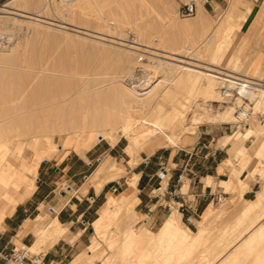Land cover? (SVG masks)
<instances>
[{"label": "rangeland", "instance_id": "1", "mask_svg": "<svg viewBox=\"0 0 264 264\" xmlns=\"http://www.w3.org/2000/svg\"><path fill=\"white\" fill-rule=\"evenodd\" d=\"M126 1L127 2H125V0H118V2H120V5H117L118 3H111L110 5H106L105 3L103 11L99 8H92L75 12V14H73L71 18H67L63 17L60 13H53L52 11H50V9L43 10L41 6L42 3H44V0H36V2L35 0H0V14L11 16H9L10 21H8L10 23L7 24L6 29L0 32V110L2 111L0 112V125L3 128V133L4 130H6V132L3 134L4 137L1 136L2 134L0 130V151H4L0 152V159L2 158L4 160L3 161L1 159L2 161L0 160V164L2 163V167H5L8 166L7 163L8 161H10L14 163L16 167H20L22 162L27 161L30 166H34L38 159V154L35 150L36 147L34 146V140L37 136L39 139L38 144L42 145V147L46 149V152H52V155L50 157L44 158L39 163L36 171L31 170L27 172L26 176L28 182L22 183L19 188L8 186L6 189V186H4L0 182V209L6 208V216L8 215L5 218L4 222L0 225V251L6 249L7 247H12L14 244L18 247L32 246L37 238V233L41 229L38 221H36V218L39 217L38 215L44 216V224L49 223L54 217L48 211L47 205L42 204L39 210H33L32 212H29L28 218H25L26 220H23L20 226L16 228V230H6L8 218L16 213V210L20 205L27 203V201L32 197L31 196L27 201L18 204L21 201V199H19V193L21 191H31L35 188L36 185L38 186V184H40L44 179L43 172L45 169L49 170V174L47 175L46 179H48L49 177L54 178L58 175L63 174L64 167L66 166V160L71 156L74 158L77 157L80 161H83L85 163L88 160H93L95 163L94 166L92 168H88L85 171L86 175L91 176L100 166L99 162L101 161L97 160V158L101 157V159H104L103 165L106 164V170L110 169V167L115 162L121 163L125 166L127 172H124L121 176L114 177V179L112 178L108 181L109 184H112L115 180L122 179L123 185L117 192H114L112 190V192H109L106 196L102 195L98 197L97 201L94 203V213L86 214V216L82 217L79 220H76L75 223L72 224L62 222V224L68 227V234L67 237L60 238V245L62 244L65 247H68V245L71 244L74 246V249L72 250L71 247V249L67 250L64 261H55L57 264H71V262L78 255L84 253V255L88 258V251H91L90 247L94 245V241L96 240L99 242V246L93 253V255L95 256V260L92 261V264H105V262L107 263L109 260L110 262L113 261L114 263L119 264V260H117L118 258L115 257L116 252L118 251L117 247L111 248V243H108L111 242L110 240L106 242L98 238H94L95 236L93 235L92 223L99 216L101 208L105 205L110 195L119 196L120 193L124 192V190L128 188L129 184L125 182V177L130 179L134 175V173L139 174V172L144 167L143 162H145L146 158H150L152 160V165L158 164L160 161H166L167 157H169L171 154H174L178 149L193 150L200 137L217 141V146L222 147V140L226 139L228 135H232L238 131H244L245 127L248 126L239 124L237 122L236 110L239 106L249 103V101H245L244 98L240 100L238 98L239 95L219 100L217 92L220 91L222 83H219L217 85V88L213 93L215 96L213 94L205 95L203 97L198 96L194 100L193 107L189 112L188 119L185 122L184 127H193L194 124H196L198 126L195 130L196 134L190 135L192 134V132H186L179 139H169L170 136L168 135V133L159 132L154 138V141L152 140L148 142L147 144H145V146H136L135 144H133V142H131V136L133 135L134 131L138 129L139 126L140 128H143L147 125L142 121L138 122V124H136V127H132L127 132H124L121 129H115L111 136L102 137L99 136L103 134V130L101 128L97 130L96 133L93 132L95 134L90 132V130H86L85 132H83L80 128L82 126L75 128L69 127L64 122L43 115V113L50 114L51 109L56 107L57 104L59 105V103L62 102V99H65L67 97H70V99L76 98L75 96L77 95V91L79 90L84 91V93L86 94L88 92L89 94H87V96H91L92 98L94 97L96 100H98V97L101 95H110L113 93L114 88L116 87V81L118 80L126 83L127 85H129V87H133L132 89H135L138 93H145L149 91L154 86V84H156L158 80H160V76L162 74H156L152 78V82H150L151 80H148L149 78L146 76L148 75V70H146L148 67H143V65L140 64L138 65L136 70L134 69L133 74L129 75V77L128 75H126L127 77H125V73H123V62L121 61L123 59L121 57L125 55L126 49L127 52L134 51V53H128L129 56H131V59L134 61H137L141 57L142 59H144L140 60L141 62L154 60L157 62L162 61L164 64H170L179 63L182 59H186L183 52L192 42L196 40L198 33L196 32V30H179L174 25L172 20L175 16L178 17L179 21L184 19H193L194 16L183 17L180 14L181 6L190 2V0ZM196 1L197 6L200 5V0ZM228 1L229 0H208L207 2H205V9L203 11L205 21H207L210 25H213L215 22H217L220 16H222L223 12L229 7ZM237 3H239V5H242V10L240 12L239 9L234 10L230 22L234 23L239 21L241 16L240 14L243 13V9L247 6L250 7L249 17L244 22L241 30H238V33L236 31L230 49L226 47L227 45H224L225 43H227L224 35L219 36V42L223 43L224 52L225 50H231L233 56L239 55L238 63L240 66L237 68L238 74L248 75L250 77L253 76L256 79H260V77L264 79V59L261 61L262 56L260 55L255 58V54L257 52H261L264 56V14L259 10L256 12L257 8L261 5V0H238ZM120 6H122L123 9L120 8ZM123 13L125 14V16L127 14L129 16H126L130 19L128 22H131L128 25V22H126L127 20H124L126 17L124 18ZM28 15H39V18L48 23H44L42 24V26L34 24L27 18ZM105 17H108L110 19L114 18V20H116V23L115 21H111L108 24ZM13 19L15 20V22ZM122 22L124 25L122 24ZM83 33L86 35H84ZM248 37L249 41H247ZM246 41L248 42L247 44ZM15 44H18L17 49L15 51H12L11 48ZM129 46L131 50L129 49L128 51ZM136 56H139L138 59ZM151 56L153 58H150ZM195 59H190L191 65H193V67H195L196 69L206 68V63H208L206 62L207 60L205 61V59L203 60L202 58ZM197 66H199L200 68ZM122 74L123 77H125L123 79L120 76ZM117 76L120 78H118ZM55 79H61L63 80V83L62 81H60L61 83H59V81H56L57 83H55L54 85L53 81H55ZM67 80L73 83L74 89L72 90L73 85L72 88H70L74 94L76 93L75 95L73 93L69 94V86L67 84H64V82L66 83ZM51 84H53L54 87ZM76 86L80 87L79 90L78 88H76L77 90L75 89ZM60 87L62 89H60ZM52 89L56 93H54ZM12 90H14L13 93L11 92ZM51 91L54 94H51ZM14 92H16V94ZM57 92H68V95L67 97L65 96V98H61L62 95L59 96V94L61 93ZM4 94L9 99H7ZM14 94L16 95V98L14 97ZM10 96L12 97L11 99ZM27 98L31 103L27 102ZM51 98L52 102H49L51 101ZM53 100L56 101V103ZM20 101L22 102V104H24L23 106H26L27 109L29 108L28 111L25 109V107L22 106ZM57 101L60 102L57 103ZM33 103L35 106L33 105ZM45 104H51L50 106L53 107H49V105L46 106ZM43 105L45 106V108H43ZM39 106H43L41 107L42 109H40ZM231 106H233V108L235 109L230 108ZM17 107L20 109H18ZM14 108L16 109V112L13 113ZM30 108H32V110L34 108V110L36 109L40 111H34L35 116H31V114L33 115V111L30 110ZM227 110H230L232 114L229 122H220L219 120H213L215 115L223 113ZM258 111H264L263 105H261ZM28 112L31 113L30 116L32 119L27 114ZM3 113L8 114V116L6 115V119ZM16 116L18 119L16 118ZM25 116L28 117L26 118ZM1 117L5 119L6 124L8 123V126L5 124V121H3ZM38 117L43 119H38ZM15 118L17 120H14ZM44 118L46 121L44 120ZM51 119L55 120L56 124L54 123L55 121H52V123ZM18 122L21 124H19ZM41 122L43 124H41ZM9 124H11V126ZM249 124L250 125L248 127H253L255 131L261 130V133L262 131H264V125L261 124L258 118L255 116L250 120ZM22 125H24L23 129L21 127ZM35 125L39 126L38 129ZM41 125H45V127H42ZM51 125L53 128H50ZM6 126L9 130L6 129ZM24 127H26L27 129ZM32 128V132H29L31 130L28 129ZM43 128H45L46 130H44ZM19 129H22V131ZM77 130L79 131L77 132ZM82 132L86 134H83ZM91 133L94 136V139H91ZM80 134L82 137H80ZM261 135L262 134L257 135V132H255L254 136L248 140L241 141L240 138L238 144L235 147L239 148L240 146L237 147L238 145H245L248 148V150L246 151L250 154H253V152L255 151L254 148L257 147L256 145H258L260 143V140L264 138V134L262 136ZM46 137H48L50 140ZM54 143L55 145H53ZM5 144L9 148H4L3 145ZM252 144L253 146H251ZM128 145L131 149L128 148ZM54 146H56V148ZM250 146L251 150L249 149ZM235 147L233 148L235 151H231L230 147L226 146L224 150L220 149L217 153V156L219 155L220 158L224 154H226V158L229 157L233 161L232 164L227 165L228 168L225 167L226 164H224L225 166L223 165L229 173V177L227 179L230 178L233 170L242 167L241 160L243 155L240 154L242 155V157L239 155L237 157H233V154L236 152ZM21 149H23V152L20 151ZM128 151L131 154H133L134 152L135 153L131 155ZM4 156H6L7 158L4 159ZM262 156L263 157H261V161L257 163V165L255 166L256 168L253 171H251L252 166H249L250 168L248 167L247 169H244V171H247L248 173L247 180H249L250 176H253L256 179L260 178L261 183L259 188H257L258 192L261 191L264 186V155ZM237 163L240 164V167ZM151 164L149 165L152 166ZM215 165H217V162L213 163V166ZM172 166L175 165L172 164ZM236 166L238 167L236 168ZM158 174H160V172ZM166 180L167 178H165L164 183H166ZM187 181L188 183L190 182L188 179ZM94 184V182L88 181L86 185H88V187L90 188V186ZM216 187L217 186H215V188ZM248 188L249 187H247L245 191ZM88 189L87 191H85L84 188L83 190H81V193L86 194V203H90L91 197L95 195V190L93 188L90 189V191ZM5 190H10L17 202L6 204L5 200L2 199L1 196V194ZM187 191L188 188L183 190V192ZM226 192L230 193V196L228 197V200L224 205L218 204L217 202H213L210 205L211 208L216 209L218 213H220V215L219 217L214 218L211 223H209V230L206 232L205 238H203L202 245L198 246L199 248L197 246L194 247L193 244L189 243V240L187 241V243H183V245L180 243L177 245L178 252H175V254H173V258L176 257L178 262L181 258H183V264H206L207 262H209L207 261L205 263V259L207 256V259L211 260L210 264L216 263L220 248L227 247L228 245H226V242L230 240L233 241V237H236L237 234L240 233L238 236H241V234L248 229V225L256 217H258L259 214L254 213L252 215L244 217L243 220L240 221L239 216L241 214V209L244 207L246 201H244L242 198H236L239 196V191L233 192L232 190H230ZM235 192H238V194H234ZM71 195L72 193L69 194V197ZM140 196L145 200L144 192H142ZM231 198L234 200H232ZM141 207L142 206H138V203L136 204L134 212L130 216V223L134 224V227L138 231L150 229L157 232L163 221L167 217V211L163 210L160 206L154 208L152 214L157 215L160 213L161 215L159 218L160 220L158 222H154L153 217H149V215L146 214L148 208H144L143 211H141ZM263 208L264 206L262 207V209ZM223 209L225 211H223ZM262 209L260 210L261 212L263 211ZM203 213L204 212L200 211L197 214L193 224H189L186 219L183 218L182 214L181 219L188 228L190 227L192 229L191 230L189 228L191 231H198L199 221L202 220ZM120 222L121 220H118L117 224H119ZM219 232L226 233H223V237L220 238ZM79 233H83V244L81 246V240H79L80 238L78 236ZM118 233L120 232L118 231ZM129 236V233H125V242H129V244H131V241H128ZM224 236H231L232 239H226ZM236 239L237 237L234 239V241H236ZM10 240L12 241L8 245L6 241ZM144 240L145 241L137 244L134 248L125 247V264H133V261L135 259L137 260L138 257L150 255L152 252H154L155 248L151 244V242H149L148 239ZM257 245V250L255 251L256 254L264 249V237L257 243ZM52 246H49V244H41L31 247V249L35 252L49 253ZM175 247L176 246L174 245L173 251H175ZM256 254L251 253L250 255H243L242 258L247 259L248 263L259 264L258 262L254 261ZM197 256L198 258L201 257L202 260L201 258H199L200 261H196ZM149 258L150 259H147V262H145L146 264H152L153 259L151 257ZM201 261L202 263H200ZM113 262L110 264H114ZM241 262L243 261L236 260L235 264H240ZM160 263L161 261L157 262V264Z\"/></svg>", "mask_w": 264, "mask_h": 264}, {"label": "bare ground", "instance_id": "2", "mask_svg": "<svg viewBox=\"0 0 264 264\" xmlns=\"http://www.w3.org/2000/svg\"><path fill=\"white\" fill-rule=\"evenodd\" d=\"M207 1L208 0H202V1L200 0L201 3H200V5L197 6L198 7L197 13H195L196 15L195 14L192 15V16H194L192 20L184 19V20L179 21L177 16H175L172 20L174 25L179 30H185V31H191V30L195 31L196 30V32L198 33L196 40L194 42H192L187 47V49L183 52L184 57H186V59H182V60L180 59L181 61L179 63L164 64L162 61L157 62L154 60L153 61L149 60L147 62H141L140 60H144V59H142L141 57H140L141 59L140 58L138 59L139 56L138 57L136 56L138 60L134 61L131 59V56H129V54H131V52L134 53V51H131V52L129 51L130 46L128 48V51L130 53L127 52V49H126L125 55H123L121 57L123 59L121 61L123 62V73H125V77H127L126 75H128V77H129V75L133 74L134 69L136 70L138 65H140V64H142L143 67L144 66L146 68L148 67L147 69L146 68L145 69L148 70V72H147L148 75H146V76L149 78L148 80H151L150 82H152V78L156 74H158V73L162 74L160 76V80H158V82L156 84H154V86L149 91H147L145 93H143V92L138 93L135 89H132L133 87H131V86L129 87V85H127L126 83L118 80V81H116V87L114 88V91L112 94L101 95L98 97L99 99L96 100L94 97L92 98L91 96H87V94H89L88 92L86 94V93H84V91L79 90L80 87L76 86L75 89L78 88V90H79V91H77L78 93L75 96L76 98L70 99V97H67L68 92H65V93L57 92V93H61V94H59V96L62 95L61 98L62 97L65 98V96H66L68 99L67 98L62 99V100L59 99L62 102L59 103L60 101H57V103H59V105L55 104L56 107L51 109L50 114H44L43 113V115H46V117H51L52 119L64 122L69 127L75 128V127L82 126L80 128L83 132H85L86 130H90V132L96 133L97 130H99L101 128L103 130V134L99 135V136H102V137L111 136L115 129H121L122 131L127 132L132 127H134V126L136 127V124H138V122L142 121V122H145L147 125L143 128H140V126H139V128L134 131L133 135L131 136L132 137L131 142H133V144H135L136 146L137 145L145 146V144H147L148 142H150L152 140L154 141V138L157 136V134L159 132L168 133V135L170 136V137L168 136L169 139L170 138L179 139L186 132L187 133L192 132V134L196 133L195 130L198 127L196 124H194L193 127H184L185 122L188 119L189 112L191 111V109L193 107L194 100L198 96L203 97L205 95H212L215 92V89L217 88V85L219 83H222V86L226 85L225 83L228 81L227 79H229L231 82H233V80H234L233 78H239V77L244 76V77H248V78H250V80L254 81L255 82V88L248 90L246 92V94H244L245 92L242 93L243 95H246V97L249 99L248 100L249 103L246 104V109H250L252 107L256 111H258V109L261 107V105H263V107H264V79L261 77H260V79H256L253 76L250 77L248 75L238 74L237 68L240 66L238 63L239 55L233 56L231 50H225V52H224L223 51V43L219 42V39H220L219 36L224 35V38H226V42H227L224 45L225 46L227 45L226 47L230 49V47L232 46L233 38L235 36L236 31L238 33V30H241V27L243 26L244 22L249 17L250 7L247 6L246 8L243 9L244 11L242 14H240L241 16H240L239 21L231 23L230 21H231L234 10L239 9V12H240L242 10V5H239V3H237L238 0H229L228 1L229 7L223 12V14H222V16H220V18L218 16L219 20L217 22H215L213 25H210L207 21H205L204 13H203V11L205 9L204 3ZM35 2H36V0H35ZM125 2H127V1L125 0ZM191 2H196V4H197L196 0H190V2H188V3H191ZM105 3H106V5L107 4L110 5L111 3H116V4L118 3L117 5H120V2H118V0H76V1L71 2V3L63 2V0H44V3H42L41 7L43 10L50 9V11H52L53 13H60L63 17L71 18L72 15L78 11H84V10H88V9H92V8H99L100 10L103 11V7H105L104 6ZM124 5H125V3H124ZM120 8L123 9L122 6H120ZM124 13H123L124 18L126 16L129 17L128 14L125 16V14L127 12L125 14ZM9 16L10 15H1L0 14V32L3 31L4 29H6L7 24L10 23L9 18L11 16L10 17ZM127 17L124 19V20H127L126 22H128L130 20ZM27 18L30 20V22H33L34 24H37L40 26H42V24H44V23H48V22L42 20L41 18H39V15L38 16L37 15L36 16L35 15L34 16L28 15ZM111 19L107 17L106 22L109 24L111 21L112 22L115 21V23H116V20H114V18H111ZM14 22H15V20H14ZM129 23H131V22H128L127 25ZM122 24H123V22H122ZM84 35H86V34H84ZM249 37H248L247 41H249ZM247 41H246V44L248 43ZM17 46H18V44H15L11 48V50L15 51L17 49ZM131 46H133V45H131ZM150 58H153V57L151 56ZM195 58H198V59L202 58L203 60L205 59V61L207 60L206 62H208V63H206V68L196 69L195 67H193V65H191L190 61L192 59H195ZM174 62H176V61H174ZM198 65H200V64H198ZM197 67H199V66H197ZM121 73H122V71H121ZM120 76L122 77V79L125 78V77H123V74ZM118 78H120V77H118ZM56 81H59V83H61L60 81H62V83H63V80H61V79L56 80L55 79V81H53L54 85H55V83H57ZM46 83H47V81H46ZM48 83H49V81H48ZM64 84H67L69 86V90H70L69 94L73 93V91H71L73 83L67 80V82L66 83L64 82ZM51 85H53V84H51ZM54 85H53V87H54ZM56 88H55V90H56ZM221 88H220V91L217 92L219 100L225 98L223 96ZM53 89H52V91H54ZM60 89H62V88L60 87ZM63 89H65V88H63ZM73 89H74V85H73L72 90ZM143 89H141V90H143ZM14 90H12L11 92L13 93ZM42 90H43V88H42ZM19 91H20V89H19ZM40 91H41V89H40ZM63 92H64V90H63ZM14 93L16 94V92H14ZM54 93H56V92L54 91ZM54 93L52 92L51 94H54ZM4 96H5V94H4ZM14 97L16 98V95ZM6 98L9 99L8 97H6ZM11 98L12 97L10 96V99ZM58 98H60V97H58ZM238 98L240 100H242V98H244V97L239 96ZM16 100H18V99H16ZM27 100L26 101L29 102L28 98H27ZM2 101H3V99H2ZM49 102H52V98H51V101H49ZM54 102L56 103V101H54ZM3 103H5V102H3ZM29 103H31V102H29ZM40 103H41V100H40ZM21 104H22V102H21ZM252 104L254 106H251ZM23 105L24 104H22V106ZM25 105H26V103H25ZM33 105H34V103H33ZM37 105H38V103H37ZM45 105L48 106L49 104L48 105L45 104ZM50 105H49V107H53ZM43 106H41V107H43ZM23 107H25V109L27 111L29 110V108L27 109L26 106H23ZM39 107H38V109H39ZM41 107H40V109H42ZM43 108H45V106ZM230 108H233V106H231ZM12 109H13V106H12ZM18 109H20V108H18ZM233 109H235V108H233ZM9 110H10V108H9ZM30 110H32V108H30ZM237 110H236V113H237ZM32 111H33L32 112L33 115L29 112L27 114L29 116H30V114H31V116H35L34 111L37 112L40 110H36V109L34 110V108H33ZM0 112H2V111L0 110ZM14 112H16L15 108H14L13 113ZM7 113H8V111H7ZM3 114L5 115V119H6V115L8 116V114H5V113H3ZM10 116H11V112H10ZM18 116H19V114H18ZM31 116H30V118H31ZM13 117H14V115H13ZM231 117H232L231 111L227 110L223 113H219V114L215 115L213 120L214 121L219 120L220 122H229ZM16 118H17V116H16ZM16 118L14 120L18 119V118L17 119ZM236 118H237V115H236ZM5 119H3V121H5ZM38 119H43V118L38 117ZM52 119H51V122L55 121ZM200 119H199V121H200ZM44 120H45V118H44ZM0 123H1V121H0ZM54 123L56 124V121ZM5 124H6V121H5ZM19 124H21V123H19ZM33 124H35V123H33ZM41 124H43V123L41 122ZM197 124H198V121H197ZM9 125L11 126V124H9ZM7 126H6V129L9 130L7 128ZM23 126L24 125L21 126L22 129H23ZM35 126H34V130H35ZM41 126L45 127V125H41ZM38 127L39 126H36L37 129H38ZM42 127H41V129H42ZM0 128H1L0 130H1V134H2L1 136L4 137L3 134L6 132V130H4V133H3L2 132L3 128L1 127V125H0ZM24 128H26V127H24ZM50 128H53L52 125ZM22 129H19V130L22 131ZM43 129L46 130L45 128H43ZM55 129H56V125H55ZM28 130H31L29 132H32L33 128L28 129ZM78 131L79 130H77V132ZM41 132H43V131H41ZM255 132H257V135H260V134L263 135L264 134V131H262V133H261V130L255 131L253 127L247 126V127H245L244 131H238L232 135H228L226 137V139L222 140L223 141L222 144L229 145L230 150L233 151L234 150L233 148L238 144V141L240 138H241L240 139L241 141L248 140L254 136ZM92 133H91V135H92ZM95 133H93V134H95ZM83 134H86V133H83ZM80 137H82L81 134H80ZM91 137H92L91 139H94L93 135ZM35 138L36 139L35 140L33 139V140L35 142L34 143V146L36 147L35 150L37 151V154H38L37 162L39 163L43 159V156L45 155L46 149H44L42 147V145L38 144V142H39L38 136ZM46 138H48V137H46ZM176 141H178V140H176ZM171 142H172V139H171ZM254 142H256V141H254ZM56 144H58V143H56ZM253 144L251 146H253ZM53 145H55V143ZM251 146L249 148L250 150H251ZM256 146L257 147L254 148L255 151L253 152V154L252 153L250 154L249 152L246 151V150H248V148L245 145H238L237 147H239V148L235 147L236 152L233 154V157H237L238 155L242 157V155H243L242 160H241L242 161L241 162L242 167L237 168L240 165L237 163L238 164V166H236L237 169L232 171L230 178L227 180L219 181V184L223 188H225L226 191H230V190H232L233 192L239 191L240 193H239V196L236 197L237 199L243 198V194L245 192V189L248 187L247 182L245 180L241 179L240 175L242 174L244 169H247L249 166H252L251 171H253L256 168L255 166L257 165V163L261 161V157H263L262 155H264V138L261 139L260 143ZM3 147L9 148L6 144L3 145ZM54 147L56 148V146H54ZM129 149H131V148H129ZM2 151L3 150H1L0 152H2ZM20 151L23 152V149H21ZM22 152H20V153H22ZM240 154H242V155H240ZM5 158H7V157L4 156V159ZM232 162L233 161L231 158H227L226 160L223 161V164H226V166L225 165L224 166L226 168H228L227 165L232 164ZM1 164H0V181L2 183H4L6 186H9V184H11L15 178H21L22 177V173H20L19 170L14 165H12L11 163L8 162L7 163L8 166H5V167L4 166L2 167ZM22 168L30 169L29 165H27L25 162L22 163ZM124 172H126L125 166L116 163L112 167L109 175L107 174L108 176L105 179L107 181L112 179V178L114 179V177L121 176ZM249 173H250V171H249ZM138 177H139V175H138ZM138 177H135L133 180H131L129 183L130 188L128 190L120 193L119 196H114V195L109 196V198L107 200L108 201V208L92 224V227L94 230V235H96L98 239L106 241V242L108 240H110L111 242H108V243H111V245H110L111 248L117 247L118 251L116 252L115 257L118 258L117 260H119V264H125V247H130V248L133 247L134 248L137 244L145 241L144 239H148V241L151 242V244L154 246L155 250L150 255L138 257L137 260L135 259L133 261V264H143V263L147 262V259H150L149 257H151L153 259L152 264H157L158 261H161L160 264H179V263L183 264L184 263L183 258H181L179 260V262H178L176 257L173 258V254H175V252L176 253L178 252L177 245L179 243L183 245V243H187V241L189 240V243L193 244L194 247L200 246V238H201V231H202L203 225L200 222L198 232L191 231L187 227V225L182 221L180 214H179V211L175 206H173L174 209H173L172 213L168 214L167 218L163 222V225L161 226V228L157 232H152L148 229H145L143 231H138L136 228H132L126 232L118 233V230L114 228V226H113L114 223L117 220H119L121 217H123L124 215L126 216V215L130 214L129 212L131 210V207L134 206V203H136V202L138 203V199H139V198L137 199ZM263 177H264V175H263ZM96 178H97V176H96ZM101 183H103V180L98 181V185H100ZM208 183L214 185V182L212 180H209ZM11 199H13V198L11 197ZM232 200H234V199H232ZM9 201H10V199H9ZM263 204H264V187H263V190L259 193L258 200L254 204H252L251 207H248L246 214L253 212L254 210L257 209V210H259L258 211L259 212L258 218L259 219L264 218V208L262 209V207L264 206ZM261 209L263 210L262 212L260 211ZM214 210L215 209L213 208L211 210V212L214 213L215 212ZM223 211H225V210L223 209ZM208 218L209 217L206 215V217H205L206 224H207ZM38 223H40V222L38 221ZM51 224L52 225L49 226V228H47L45 231H43L41 233L42 236H39V238H41L40 239L41 242L39 241L41 244H42V242L49 243L48 241H50V244H51V241L56 240L60 235H63L62 233L64 230L62 229L58 220L54 219V223H51ZM259 230L264 231V224H262L259 227ZM125 233H129L130 236L128 238V241H131V244H129V242L128 243L125 242ZM38 239H37V241H38ZM174 245L176 246L175 251H173ZM98 246H99V242L95 240L94 245L90 247L91 251H89V252L91 253V255L88 258L85 255L77 257L76 263L77 264H92L93 263L92 261L95 260V256L93 255V253L98 248ZM198 253H200V252H198ZM182 254H183V252H182ZM182 256H184V255H182ZM197 258H198V256H197ZM197 258H196V261H198V260L200 261L199 258H201V257H199L198 259ZM206 259H207V256H206ZM206 259H205V263L207 261H209V259H207V260ZM201 260H202V258H201ZM73 261H75V260H73ZM109 262H110V260L107 263L105 262V264H110L113 261L110 263ZM200 263H202V261ZM209 263H210V261L207 262L206 264H209ZM114 264H116V263H114Z\"/></svg>", "mask_w": 264, "mask_h": 264}, {"label": "crops", "instance_id": "3", "mask_svg": "<svg viewBox=\"0 0 264 264\" xmlns=\"http://www.w3.org/2000/svg\"><path fill=\"white\" fill-rule=\"evenodd\" d=\"M256 7H257V5H256ZM258 10L264 14V0H261V5L257 8L256 12ZM259 55L262 56L261 57V61H262L264 59V56L262 55L261 52H257L255 54V58L258 57ZM194 134H196V133H193L190 135H194ZM199 141L211 142L210 151H209L210 154L207 158H204L202 156V154L208 153V150H203L202 152L199 150L196 153L194 151L195 147L193 148V150L178 149L175 151L174 154H171L169 157H167L166 161H160L158 164L152 165L151 164L152 160L150 162V164L152 166H150L149 164L146 165L143 162L144 167L139 172V174L134 173V175L130 179H128L126 177H125V179H126L127 184H129L131 180H133L135 177H138V175H139L138 183H137L138 191H139L138 196H137V199L139 198L138 199V206H142L140 208L141 211H143L144 208H148V211L146 214H148L149 217H153L154 222H158L160 220L159 218L161 215H160V213L157 215L152 214L154 211V208H156L157 206L162 207L163 210L167 211V216H168V214L172 213L174 207L172 208L171 211H169L167 208H165L163 206V202L158 200L156 190L158 189V187L160 186L161 183L163 184V186L165 184H167L169 189L175 188V186L178 183L179 175L181 174L183 167L185 166V164L189 160L190 154L194 153L193 157L191 158L190 164L192 166L193 171H195L197 173V179L193 180L190 178V175H187L190 182L188 183L187 178L184 177V185H183L182 189L185 190L188 188L187 192H188L189 196L192 195L191 197H196L197 194L202 195V197L199 200H195L193 198V201H192V203L197 207V210H198L197 214L200 211L204 212L202 215V220L199 221V223L201 222L203 225L202 231H201V238H200V245H202L203 238H205L206 232L209 230V226H208L209 223H211L214 220V218L219 217V215H220V213H218V211L216 209L214 210L215 211L214 213L211 212V210L213 208H211L210 205L213 202H216L215 198L220 193H227L228 197L230 196V193L226 192L224 190V188L219 184V181L227 180V178L229 177V173H228L227 169H225V167L223 166L224 165L223 161L227 159L226 154H224L221 158L219 157V155L217 156L218 150H220V149L224 150L226 148V146H229V145L225 146L223 144L222 147H218L217 141L206 139V138H201V137L198 139L197 143ZM128 147H129V145H128ZM133 154H131V155H133ZM51 155H52L51 151L46 152L45 155L43 156V159L50 157ZM45 160H47V159H45ZM97 160L101 161V162H99L100 166L95 170L94 174H92L93 176L91 175L92 177L86 175L85 171L88 168H92L94 166V164H95L94 161L88 160L85 163L83 161H80L79 158H77V157L74 158L72 156L67 158V160H66V166L64 167V173L61 175H58L57 177H54V178L49 177L48 179H46L47 175L49 174V170L45 169L43 172L44 179L42 180V182L40 184H38V186L36 185L35 188L31 191L23 190L19 193V195H20L19 199H21V201L18 204L25 202L31 196L32 197L27 201V203L20 205L18 207V209L16 210V213L15 214L12 213L13 215L8 218L6 230H9V231L16 230V228H18V226H20L21 222L23 220H26L25 218H28L29 212H32L33 210H39L42 204H46L48 211L54 217L52 218V220L49 223L44 224V216L38 215L39 219L38 218H36V219H37V221L40 222L39 226H41V229H40L41 232L39 231L37 233V238L35 240V242L37 244L34 242L32 247H34V245L35 246L41 245V243H40L41 238H39V236H42L41 233L43 231H45L47 228H49V226L52 225L51 223H54V219L58 220L62 229L64 230L62 233L63 235H60L56 240L51 241V244H50V241H48L49 243L42 242V244H49V246H52L54 244L51 247L49 253H46L48 260L54 261V262H56L55 260L64 261V257L67 254V250L71 249V247L73 250L74 246L71 244L68 245V247H65L62 244L60 245V238L67 237V234H68V227L65 226L64 224H62V222L72 224V223H75L76 220H79L82 217L86 216V214L94 213V211H95L94 203L97 201L98 197H100L102 195L106 196L109 192H112V184H109L108 183L109 180L107 181L105 178L109 175L112 167L118 162H115L110 167V169L106 170V164L103 165L104 159H101V157H98ZM8 162L11 163L12 165H14V163H12L10 161H8ZM24 162L27 165H29V163L27 161H24ZM214 162H217V165L213 166ZM22 163H21L20 167H16L14 165L19 170V172L22 173V177L21 178H15L13 180V182L11 184H9V186L15 185L14 186L15 188H19L22 183H27L28 182L27 176H26L27 172H29L31 170L36 171V169L39 165V163L36 161L34 166L29 165L30 169H24V168H22ZM198 163H199V165H198ZM118 164H121V163H118ZM172 164H174L175 166H172ZM121 165H123V164H121ZM157 165H158V167H157ZM162 166H165L168 170V173L166 174V178H167L166 183H164L165 180L161 181L157 177L158 173L162 171ZM125 170H126V168H125ZM152 175L154 177L151 179ZM96 176H97V178H96ZM247 176H248L247 171H243L241 174V177H240L241 179H243L247 182L248 187H249L243 194L242 199L246 202H245L244 207L241 209V214L239 216L240 221L243 220L244 217L252 215L254 213L259 214V212H258L259 210H257V209L254 210L253 212L248 213V214H246V211H247L248 207H251V205L254 204L258 200L259 193L263 190V188L259 192L257 190V188H259L260 183H261L260 178L256 179L255 177L250 176L249 180H247ZM203 179H204V181H203ZM102 180H103V183L98 185V181H102ZM209 180H212L214 182V185L209 184L208 183ZM88 181L94 182L95 184L91 185L89 188L88 185H86ZM2 184L5 185L4 183H2ZM215 186H217V187L215 188ZM7 187L8 186H6V189H7ZM36 187H37V189H36ZM129 187L130 186H128V188H126L125 190L129 189ZM83 188L85 191H87L88 188H89L88 189L89 191L92 188L95 190V195L91 197L90 203L85 202L86 201L85 200L86 194L81 193V190H83ZM142 192L145 193V200L140 196V194ZM257 192H258V194H257ZM70 193H72V195L69 197ZM234 194L237 195L238 192H235ZM256 194H257V197H256ZM1 196H2V199L5 200L6 204H9L11 202H17L16 199H14L12 192L10 190H5L1 194ZM11 197L13 199H11ZM9 199H10V201H9ZM248 200H251V201H248ZM106 202L107 203H105V205L101 208L99 216L96 219H98L104 213V211L108 208V201H106ZM136 203H134V206L131 207V210L129 212L130 214H128L126 216L124 215L123 217H121L119 219V220H121V222L119 224H117L118 220L114 223L113 226L120 233L126 232L132 228H135L134 224L130 223V215L132 214V212H134V208L136 206ZM173 206H175L178 209L177 205L173 204ZM6 214H7L6 208L0 209V225L4 222L3 220H5V218L8 216V215L6 216ZM179 214L181 217L180 212H179ZM206 215L209 217L207 224H206V219H205ZM182 216H183V218H185L184 215H182ZM258 217H259V215H258ZM258 217H256L248 225V229L244 233H242L241 236H238L240 233L237 234L236 241H234V239L236 237H233V241L230 240V241L226 242V245H228L227 247L220 248V251L218 252L217 261L214 264H235L236 260L243 261L240 264H252V263H248L247 259L242 258V256L243 255H250L251 253L256 254L255 251L257 250V246H258L257 243L264 237V231L259 230V227L262 224H264V218L259 219ZM162 225H163V223H162ZM161 226H160V228H161ZM92 229H93V227H92ZM148 230H150V229H148ZM150 231H152V230H150ZM152 232H155V231H152ZM194 232H198V231H194ZM223 233H226V232H219L220 238L223 237L222 236ZM93 235H94V230H93ZM78 236L80 238L79 240H81V244H80V246H81L83 244L82 243L83 233H79ZM94 236H95L94 238H97L96 235H94ZM224 237L226 239H232L231 236H224ZM37 239H38V241H37ZM11 241L12 240L6 241V243L9 245ZM84 254H80L77 257L82 256ZM88 254H89V256L91 255V253L89 251H88ZM77 257L74 259L75 261L71 262V264H77L76 263ZM209 261L211 262V260H209ZM254 261L258 262L259 264H264V249H262L261 251H259L256 254Z\"/></svg>", "mask_w": 264, "mask_h": 264}, {"label": "built area", "instance_id": "4", "mask_svg": "<svg viewBox=\"0 0 264 264\" xmlns=\"http://www.w3.org/2000/svg\"><path fill=\"white\" fill-rule=\"evenodd\" d=\"M76 0H63V2L71 3ZM197 12V4L196 2L186 3L181 6L180 8V14L183 17L192 16ZM233 82H231L229 79L225 83L226 85H223L221 88V91L223 93V96L225 98H231L236 95L243 96L245 101H248L249 99L246 97V95H243L242 93L246 92L248 90H251L255 88V82L250 80L248 77H239V78H233ZM254 106V105H252ZM237 122L239 124L244 125H250V120L255 116L258 118L259 122L264 125V111H256L254 108L246 109V105H242L238 107L237 110ZM210 145L211 142H203L199 141L194 151L197 153L199 150L202 152L203 150H208V153L202 154L204 158H207L209 156L210 151ZM194 153L190 154L189 160L185 164V166L182 169L181 174L178 178V183L173 189H169L168 185L161 183L158 189L156 190L157 198L159 201L163 202V206L167 208L169 211L172 210L173 204L177 205L178 210L182 215H184L186 221L189 224H193L195 217L197 216V207L192 203L193 198H191L192 195H188V192H183L182 188L184 185V177H187V175H190V178L193 180L197 179V173L193 171L192 166L190 164L191 158L193 157ZM151 159L146 158L145 164H150ZM168 173V170L165 166H162V171L160 174L157 175V177L164 181L166 178V174ZM154 176H151V179ZM189 180V179H188ZM126 182V179H125ZM123 185L122 179H117L112 183V190L114 192H117L120 190V188ZM202 197L201 194H197L196 197H194L195 200H199ZM228 200V194L227 193H220L216 196L215 201L218 204H224ZM0 264H57L54 261H50L47 259V255L44 252H35L30 247L24 246V247H18L17 245H13L12 247H7L6 249L2 250L0 252Z\"/></svg>", "mask_w": 264, "mask_h": 264}]
</instances>
